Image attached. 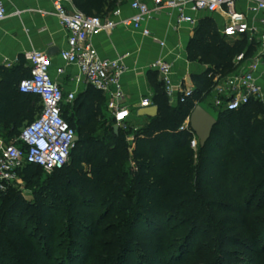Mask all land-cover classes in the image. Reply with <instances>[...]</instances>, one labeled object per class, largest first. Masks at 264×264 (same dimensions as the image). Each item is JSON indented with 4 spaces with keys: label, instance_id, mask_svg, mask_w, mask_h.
Instances as JSON below:
<instances>
[{
    "label": "trees",
    "instance_id": "16d2710c",
    "mask_svg": "<svg viewBox=\"0 0 264 264\" xmlns=\"http://www.w3.org/2000/svg\"><path fill=\"white\" fill-rule=\"evenodd\" d=\"M119 2L74 0L76 8L86 15H106ZM254 50L255 44L247 36L227 39L216 22L205 17L190 41L188 53L191 61L208 68L203 74L193 75L194 91L184 102L171 105L164 84L153 80V103L158 106V115L145 116L143 124L129 125L127 130L119 128L118 132L115 119L108 123L104 115V92L92 85L73 102L63 105L64 118L76 130L78 140L69 161L53 171L35 195L42 238L39 241L14 225V210L25 206L15 197L6 207L14 186L0 191V264L18 257L45 261L53 256L55 212L61 209L66 212L73 233L69 264H83L84 257L92 254L100 256L104 245L99 240L111 229L116 237L103 264H166L172 244L165 241L160 217L178 215L190 221L195 231L201 228L197 223L203 214L198 206L201 201L215 209L221 219L229 217L227 204H235L245 232L234 235L231 232L235 228L228 227L229 233L219 234L220 244L228 247L218 246L215 263L222 264L223 257L233 255L232 247H243L261 264L264 119L260 118L257 100L236 111L216 108V116L212 115L217 124L207 144L197 151L191 146V124L188 129H180L194 108L203 106L201 102L211 93L215 77L234 72L237 56L244 52L249 58ZM29 74L22 66L12 70L0 67V127L12 126L9 137H17L23 124L33 121L40 110L34 94L19 90L20 81ZM40 170L44 169L37 164H27L19 170V176L32 182ZM245 178L249 190L244 208L236 201L231 186L236 179ZM110 215L113 221L103 226ZM191 234L180 241L179 250L184 249ZM142 238L145 241L140 244ZM136 254L137 259H132ZM98 259V264H102Z\"/></svg>",
    "mask_w": 264,
    "mask_h": 264
},
{
    "label": "built area",
    "instance_id": "2783aa9c",
    "mask_svg": "<svg viewBox=\"0 0 264 264\" xmlns=\"http://www.w3.org/2000/svg\"><path fill=\"white\" fill-rule=\"evenodd\" d=\"M130 0L135 14L115 21L106 15H86L74 4V0H51L55 14L68 32V47L61 51V58L68 65L80 69L81 76L88 84L103 91L111 98V109L115 123L127 130L129 109L122 103L124 96L121 79L126 71L124 57L111 59L102 57L93 45L92 37L100 32L111 31L118 25L142 29L148 36L150 30L143 27L144 21L153 11L175 9L178 23L196 22L195 15L201 12H220L225 18L221 35L227 39L247 36L254 42L255 50L247 58L245 53L237 56L236 69L226 76L217 75L207 99L215 108L236 111L251 100H259L264 93V0ZM20 13V12H18ZM17 13V14H18ZM119 8L113 11L120 15ZM7 17L5 0H0V21ZM30 74L19 83L23 93L34 94L40 110L33 121L21 129L20 134L0 149V191L19 182V170L27 164H37L47 172L61 169L70 159L75 146L76 130L63 115V105L76 98L75 92L67 95L61 82L51 74L50 56L42 50L26 53ZM162 75L165 91L172 103L174 98L184 102L193 94L194 87L177 84L172 77V65L157 60L150 66ZM59 67L57 73L64 74ZM154 105L150 98H143L137 110ZM188 117L181 130L188 129ZM192 148L197 151L200 141L193 131Z\"/></svg>",
    "mask_w": 264,
    "mask_h": 264
},
{
    "label": "crops",
    "instance_id": "0c3cea01",
    "mask_svg": "<svg viewBox=\"0 0 264 264\" xmlns=\"http://www.w3.org/2000/svg\"><path fill=\"white\" fill-rule=\"evenodd\" d=\"M148 2L154 7L152 0ZM5 4L7 17L0 21V67L12 70L22 66L25 71H30L26 53L42 50L50 56L51 74L61 82L64 93L75 92L77 97L84 92L90 84L81 76L77 66L68 65L60 56L61 51L68 47V32L55 14L51 0H5ZM117 8L121 11L120 15L113 14ZM134 14L130 0H120L108 12L110 18L118 22ZM205 17H211L221 33L225 18L220 12H201L195 15L194 24H179L177 10L162 9L153 11L144 21L143 27L150 30L148 36L143 34L142 29L118 25L111 31L92 37L93 45L102 57H124L126 71L121 79L124 93L122 103L130 111L129 121L134 124L136 121V125L144 123L145 116L138 115L137 105L143 98L153 100V80L162 82V75L150 68L155 61L161 59L170 63L175 83L192 87L193 75L203 74L207 70L208 65L191 61L188 53L190 41ZM59 67L64 69V74L57 73ZM104 95L105 110L113 115L111 98ZM176 98L171 105L177 104ZM206 101L211 105L208 99ZM36 105L39 107L38 102ZM5 137H0L1 141Z\"/></svg>",
    "mask_w": 264,
    "mask_h": 264
},
{
    "label": "rangeland",
    "instance_id": "374dc122",
    "mask_svg": "<svg viewBox=\"0 0 264 264\" xmlns=\"http://www.w3.org/2000/svg\"><path fill=\"white\" fill-rule=\"evenodd\" d=\"M264 81V80H263ZM264 84V83H263ZM203 106L213 115L216 116V108L212 105H209L207 101L201 102ZM257 104L261 111L260 118L264 119V93L262 97L257 100ZM224 110V108H221ZM105 117L107 118L108 123L114 122V116L108 111L105 112ZM26 122L23 124V126ZM130 124L136 125L133 121H130ZM12 126L4 128L0 127V137L6 136L4 140L1 141L0 138V149L4 144H7L15 137H9V131ZM132 139V137L130 138ZM52 172H47L45 170H40V173L37 177L33 179L32 182H26L23 178L20 177L19 182L15 183V191L8 197L9 201L7 202L6 207L11 203V199L22 200L25 203V206L20 210H14V225L23 232L31 233L37 240H41V225H40V214L37 208V199L36 193H38L44 184V181ZM232 194L234 195L236 201H240L242 206L245 208L247 206V197L246 194L249 190V181L245 179H236L234 185L231 186ZM209 198V197H208ZM227 214L228 218L221 219L220 214L211 208L206 202L201 201L198 206L201 208L203 214L201 219L198 220V228L193 231V227L188 220H184L178 215H165L160 217V226L162 227L163 233H166L164 238L165 241H169L172 244L168 256L166 258V264H214L217 256V249L220 244L219 234L224 236L228 232V227H234L235 230L231 233L234 235H239L240 233H245L243 226L239 223L240 215L239 209L235 204L229 203ZM255 204L252 205L254 207ZM56 223H57V233L53 246L54 254L51 257H48L47 260H40L38 258H26L18 257L17 259H6V264H69L72 255V244L70 239L72 238L71 229L68 221V216L66 212L61 209L56 212ZM113 221V216L110 215L107 217L106 222L103 224L106 225ZM233 228V229H234ZM191 234L190 240H188L184 249L181 251L177 247L180 241ZM105 234V235H104ZM100 238V244L103 243L102 252L100 256L96 257V254L84 257L83 264H98L97 259L101 260L103 264V259H108L110 255V245L115 240V231L111 229L109 232L104 233ZM193 237V238H192ZM192 238V239H191ZM145 241L144 238L139 240L140 244ZM223 248H227L226 244H223ZM234 251V254L231 256L223 257L222 264H257V259L254 258L251 254L245 252L243 247L231 248ZM217 251V252H216ZM97 252V250H96ZM138 254L132 259H137ZM96 258V259H95ZM260 263L263 264L264 256L260 259ZM147 264V261H145ZM216 264V263H215Z\"/></svg>",
    "mask_w": 264,
    "mask_h": 264
},
{
    "label": "water",
    "instance_id": "95a60500",
    "mask_svg": "<svg viewBox=\"0 0 264 264\" xmlns=\"http://www.w3.org/2000/svg\"><path fill=\"white\" fill-rule=\"evenodd\" d=\"M159 113L157 105L140 108L138 110L139 116L156 117ZM190 124L193 131L196 133L200 141V146L204 147L209 141L213 128L217 124V119L209 113L203 106L197 105L191 116ZM115 131L118 132L119 125L114 126ZM78 140V135L75 136L74 141Z\"/></svg>",
    "mask_w": 264,
    "mask_h": 264
}]
</instances>
